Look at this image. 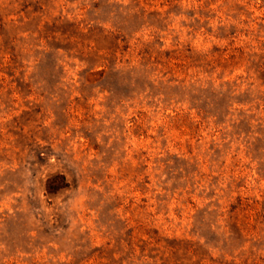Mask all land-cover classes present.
Wrapping results in <instances>:
<instances>
[{"label":"rangeland","instance_id":"rangeland-1","mask_svg":"<svg viewBox=\"0 0 264 264\" xmlns=\"http://www.w3.org/2000/svg\"><path fill=\"white\" fill-rule=\"evenodd\" d=\"M0 264H264V0H0Z\"/></svg>","mask_w":264,"mask_h":264}]
</instances>
